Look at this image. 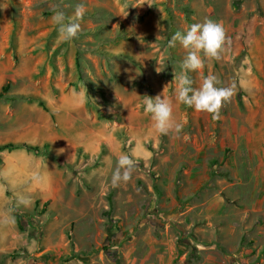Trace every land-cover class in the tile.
Returning a JSON list of instances; mask_svg holds the SVG:
<instances>
[{
    "label": "rangeland",
    "instance_id": "obj_1",
    "mask_svg": "<svg viewBox=\"0 0 264 264\" xmlns=\"http://www.w3.org/2000/svg\"><path fill=\"white\" fill-rule=\"evenodd\" d=\"M80 3L77 37L60 41L54 11ZM205 20L223 50L187 75L232 87L216 119L175 100L187 50L167 47ZM8 83L0 144L51 156L0 150V264H264V0H0ZM144 95L172 104L179 133L154 132ZM120 154L136 167L113 188Z\"/></svg>",
    "mask_w": 264,
    "mask_h": 264
},
{
    "label": "clouds",
    "instance_id": "obj_2",
    "mask_svg": "<svg viewBox=\"0 0 264 264\" xmlns=\"http://www.w3.org/2000/svg\"><path fill=\"white\" fill-rule=\"evenodd\" d=\"M85 5L77 4L74 7L72 17H66L63 10H55L51 19L56 26L57 38L63 42L72 41L80 30L78 21L85 14ZM179 43L187 50L186 55L180 61V74L176 77L177 84L174 88L175 100L195 111H203L212 114L216 119L222 103H226L231 94L232 87H217L214 76H206L199 88L192 87V80L187 73L202 67L204 59H219L225 42V32L222 25L212 20L203 23L191 24L185 31H176L167 41V47H175ZM203 57V59H202ZM143 111L150 115L152 128L156 134L166 135L170 131L179 133L182 123L173 119L172 104L161 96L149 97L144 95ZM136 167L135 161L128 154H120L116 160L114 170L111 173L110 184L113 188L127 183ZM17 206L27 207L30 199L19 195ZM13 219V217H10Z\"/></svg>",
    "mask_w": 264,
    "mask_h": 264
},
{
    "label": "trees",
    "instance_id": "obj_3",
    "mask_svg": "<svg viewBox=\"0 0 264 264\" xmlns=\"http://www.w3.org/2000/svg\"><path fill=\"white\" fill-rule=\"evenodd\" d=\"M77 66H78V69L80 70V75H81V78L82 79H85L84 75H83V68H82V65L80 63V56L78 54V59H77ZM87 86L90 90H95V86H93L92 82L91 81H88L87 82ZM100 87V86H99ZM9 88V83L4 85V87L2 88V91L0 93V96L3 94V92L7 91ZM97 88V87H96ZM102 88V86L100 87V89ZM40 102L44 103L42 100H40ZM96 107L98 108V106L96 105ZM98 110H100L98 108ZM100 113L102 115H105V116H110L108 114H105L103 113L102 111H100ZM49 143H45L44 145H34V144H29V143H26V142H20V143H16V142H6L4 144H0V150H4V149H7V150H11V149H15V148H24L28 151H31L35 154H41V155H45V156H51V153H50V149H49ZM58 159V158H57ZM19 218H21V215L19 216ZM19 225H20V228H22L23 226V223L20 219L19 221Z\"/></svg>",
    "mask_w": 264,
    "mask_h": 264
},
{
    "label": "crops",
    "instance_id": "obj_4",
    "mask_svg": "<svg viewBox=\"0 0 264 264\" xmlns=\"http://www.w3.org/2000/svg\"><path fill=\"white\" fill-rule=\"evenodd\" d=\"M82 93L80 92V95L77 98V103L78 104L77 105H73V106H69V108H72V110L85 111V108H86V100L83 97V94L84 93L83 94ZM67 102H69L70 105H72L74 103V101L72 99H68ZM64 110H65V107H64ZM94 135H96V133ZM24 150H26V149H24ZM26 151H28V150H26Z\"/></svg>",
    "mask_w": 264,
    "mask_h": 264
}]
</instances>
